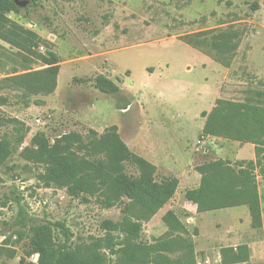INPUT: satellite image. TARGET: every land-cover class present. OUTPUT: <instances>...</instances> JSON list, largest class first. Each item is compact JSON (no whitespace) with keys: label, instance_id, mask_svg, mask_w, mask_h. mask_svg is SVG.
<instances>
[{"label":"rangeland","instance_id":"374dc122","mask_svg":"<svg viewBox=\"0 0 264 264\" xmlns=\"http://www.w3.org/2000/svg\"><path fill=\"white\" fill-rule=\"evenodd\" d=\"M8 17L38 36L32 50L55 54L59 69L49 94H26L6 86L5 77L47 65L0 39V139L11 149L0 167V246L6 249L0 264L37 263L40 255L29 242L40 227L53 246H74L102 237V223L121 218L123 204L102 207L93 195L73 196L43 179L44 164L29 151L30 139L39 132L49 144L59 141L81 158L101 160L104 152L91 144L111 128L146 159L165 149L177 155L171 170L156 172L157 179L177 173L182 178L189 173L191 179L178 185L173 197L143 222L141 241L152 242L166 231L161 216L168 209L191 238L199 229L225 234L238 218L236 243L253 238V252L237 264H264L263 178L256 177L263 220L259 228L245 222L246 206L202 216L184 197L185 190L194 187L192 176L200 163L254 159L253 144L200 137L198 131L201 112L209 111L217 98L264 103V0H28ZM227 28L239 34L228 67L183 41L196 32ZM99 74L112 79L118 93L97 89ZM125 171L137 174L128 163ZM230 243L216 236L197 239L199 263L208 264L204 261L209 257L210 264H220L218 252Z\"/></svg>","mask_w":264,"mask_h":264},{"label":"trees","instance_id":"16d2710c","mask_svg":"<svg viewBox=\"0 0 264 264\" xmlns=\"http://www.w3.org/2000/svg\"><path fill=\"white\" fill-rule=\"evenodd\" d=\"M14 0H0V39L35 55L47 66L39 70L7 76L6 86L26 94H49L56 87L58 59L35 53L38 36L13 22L8 13L16 10ZM184 42L228 67L237 48V30L200 31L183 38ZM95 86L106 94H116L119 86L103 74L95 77ZM4 101V98H2ZM204 123L199 136L221 137L253 144L254 159L230 160L217 158L196 166L199 184L187 189L184 197L196 205L197 212L212 211L235 206H246L250 226H262V206L256 177L264 179V103L217 98L209 111H202ZM32 158L44 164L42 178L65 187L70 195L95 196L102 207L123 204V215L117 221L102 223L104 234L89 242L74 246L66 243L53 246L49 234L42 228L30 237L29 245L40 255L35 262L22 264H197L194 242L184 223L168 209L161 216L166 231L143 242L140 235L143 222L155 215L175 194L178 179L175 176L156 178V166L132 152L114 128L103 132L91 145L104 152L101 160L81 158L59 141L49 144L42 133L30 139ZM9 144L0 139V167L9 157ZM126 163L137 171L129 175ZM125 198V200H124ZM6 250L0 246V255ZM30 253V252H29ZM176 253L175 256L170 254ZM14 255L13 251L9 252ZM221 262L233 264L250 258L245 243L220 248Z\"/></svg>","mask_w":264,"mask_h":264},{"label":"crops","instance_id":"0c3cea01","mask_svg":"<svg viewBox=\"0 0 264 264\" xmlns=\"http://www.w3.org/2000/svg\"><path fill=\"white\" fill-rule=\"evenodd\" d=\"M204 117H202L201 119V123L199 125V133L202 129V126H203V123H204ZM207 137V136H206ZM162 153V155H160ZM159 153L158 155H151V159H148V161H150L151 163H153L155 166H156V172L159 170V169H165L167 171L171 170L170 168V163H174L178 160L177 158V155H175L173 152H171L169 149H165L164 152H161ZM142 156V155H141ZM144 157V156H142ZM150 158V157H149ZM253 156L250 158L252 159ZM146 159V158H145ZM174 176L178 179V185H180L181 183H184V184H188L191 179L188 178L189 177V173H186L185 177L182 178L180 177V175L177 173V174H174ZM193 177V181H194V187L198 186L199 184V180H200V174L196 171L194 176ZM190 189V188H188ZM187 190V189H186ZM185 190V191H186ZM188 203H190L191 205H193L195 208V211H196V205L187 201ZM235 207H240V206H235ZM235 207H227V208H222V209H229V208H235ZM218 210V209H216ZM207 212V211H205ZM197 214L199 215H204V212H197ZM237 215V214H236ZM234 215L233 218L236 216ZM182 221V220H181ZM263 221V220H262ZM245 222L246 223H250V217H249V214L247 213L246 216H245ZM240 221L239 219L237 218V223H235L234 225H232V227L230 228H227L225 229L227 232H225V234L223 233H220V232H217V234H213V233H207V232H203L201 229H199V233L198 234H195V235H192L193 236V242H194V251H195V258H196V261L198 262V257H197V254H198V251H200V246L197 245V239L201 238V237H204V236H208V237H217L219 238V240H222V239H228L230 241H232V243L230 244H227V245H224V246H236L238 244H242V243H236L237 241H239V235H240ZM232 228V229H231ZM254 229V228H253ZM253 238H250L249 240L245 241L244 243L247 244L249 246V249H250V256H252V252H253ZM212 244H210L209 246H207V248H210ZM223 246V247H224ZM220 258V253L218 252V261L220 262L221 261V258ZM206 260L208 261L207 263L210 264V258L209 257H206ZM220 264H222V262H220ZM233 264H237V263H233Z\"/></svg>","mask_w":264,"mask_h":264},{"label":"water","instance_id":"95a60500","mask_svg":"<svg viewBox=\"0 0 264 264\" xmlns=\"http://www.w3.org/2000/svg\"><path fill=\"white\" fill-rule=\"evenodd\" d=\"M28 0H14V3L19 7H24L27 4Z\"/></svg>","mask_w":264,"mask_h":264},{"label":"built area","instance_id":"2783aa9c","mask_svg":"<svg viewBox=\"0 0 264 264\" xmlns=\"http://www.w3.org/2000/svg\"><path fill=\"white\" fill-rule=\"evenodd\" d=\"M0 240H1V239H0ZM204 262H205V263H207L208 261H207V260H205ZM197 264H200V263H199V261L197 262Z\"/></svg>","mask_w":264,"mask_h":264}]
</instances>
